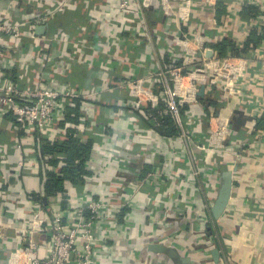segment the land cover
Wrapping results in <instances>:
<instances>
[{
    "label": "crops",
    "instance_id": "obj_1",
    "mask_svg": "<svg viewBox=\"0 0 264 264\" xmlns=\"http://www.w3.org/2000/svg\"><path fill=\"white\" fill-rule=\"evenodd\" d=\"M102 1L92 0L91 5H99ZM20 2L16 12L19 18L27 8V0ZM214 3L209 7L202 0L174 2L171 8L175 9L176 16L159 4L145 10L143 15H121L112 32L116 45L107 58L106 47L98 38L94 39L98 41V47L88 50L89 60H80L81 63L73 58L76 50L73 44L64 43L56 47L54 51L63 50L64 57L68 59L65 73L58 76L61 87L70 86L78 92L95 88L101 91L99 103L90 101L88 113L83 114L84 117L88 114L93 116L102 129L97 135L81 138L94 141L90 169L100 170L101 174H92L95 178L92 185L86 182L70 184L62 195L49 200L41 197V173L45 175L46 172L41 169L38 175L25 173L17 177L11 166L22 155L31 160L34 156L39 158L43 154V139L39 134H26L23 130L12 128L7 118L0 117V145H12L17 137L25 141V152L7 147L8 160L5 163L10 165H5L8 169L4 181L7 182L1 184L0 203L7 196L9 203L16 207H4L1 218L4 223L16 220L18 227L22 228L35 212L45 214L46 206L65 210L67 201L73 198L98 199L109 194L120 221L132 217V225L128 229L121 225L115 231L116 234L121 232L122 239L119 247L111 249L109 259L104 255L103 264H264V0H217ZM44 7H37V13L42 17ZM88 11L83 0H71L53 21L43 25V35L35 40L25 37L16 54L0 51V61L15 55L23 57L25 53H30V47L41 52L52 51L49 39L58 35L93 43V38L88 39L85 34L83 20H86ZM79 19H82L81 24H77ZM63 23H73V26L62 28ZM126 26L130 30L125 29ZM25 30H29L28 26ZM195 34L208 39L209 49H212L211 44L230 39L234 49L229 48L225 57L245 55L249 59V68L246 69L249 74L241 84L247 88L243 95L237 99L228 97L223 90L225 76L219 71L213 72L209 75L211 86L202 85L199 102L191 109L198 116L196 128L203 139L208 137L211 127L216 129V125L222 122L227 124L230 132V137L224 142L226 149H206L202 152L210 163L205 185L201 177L191 175L188 145H185L187 151L178 142L172 146L179 134L170 138L161 135L154 121L149 123L142 114L131 113L123 105L127 100L134 99L133 94L123 87L124 81L152 76L170 65ZM253 35L258 39L251 41L248 50L237 54L236 51L242 49ZM120 36L124 39L118 40ZM92 58L97 62L88 65L87 61ZM24 59L25 62L18 67L26 72L23 79L26 85H36L43 78L42 72L51 70L46 64L42 66L38 63L31 68L25 67L30 61L28 57ZM6 73L2 72V75ZM146 87L150 88L149 85ZM151 89L155 95L159 92L157 87ZM184 111H190V107H185ZM172 147L181 149L183 156L174 165L172 174L177 177L191 176L195 182L181 185L178 192L184 201L178 212L164 211L166 220L156 231L150 218L155 199L159 192L166 196L168 189L174 187L165 168L166 161L173 155ZM238 148L241 149L240 154L233 151ZM114 151H120L124 157L133 159L132 162L125 166L113 161L111 154ZM227 179L232 184L229 202L222 214L216 217L213 207ZM20 191L25 196H18ZM28 192L40 201L37 205L28 200ZM168 202L165 199L167 206ZM9 232L7 239L0 238V264H6L9 250L17 245L20 238L15 236L18 233ZM34 237L39 242L46 240L45 233H34Z\"/></svg>",
    "mask_w": 264,
    "mask_h": 264
},
{
    "label": "built area",
    "instance_id": "obj_2",
    "mask_svg": "<svg viewBox=\"0 0 264 264\" xmlns=\"http://www.w3.org/2000/svg\"><path fill=\"white\" fill-rule=\"evenodd\" d=\"M70 1L27 0L26 11L19 18V14L16 12H18V6L21 3L20 0H0V51H10L12 54H16L17 47L19 48L25 37L35 40L40 36L37 33V27L53 21L55 15L63 11ZM83 1L89 9L85 20V34L89 36L88 39L93 38V43L88 44L84 40H74L72 37L58 35L49 39L52 51L43 50L41 52L40 49L36 51L35 47H30V53H25L23 57L18 56L17 58L15 55L13 58L0 61V117L7 118L8 124L12 128L18 131L23 130L26 134H39L43 141H49L52 144L70 135L79 139L97 135L99 129H102V126L89 114H86L87 116L83 117L80 123L66 121L67 114L76 108L77 102H80L81 110L88 113L89 102L99 103L101 91L95 88L78 92L70 86L61 87V80L58 76L65 73L68 59L64 57L63 50L54 51L56 47H60L64 43L73 44L76 48L73 58L81 63L80 60H89L88 50L98 47V41H94L98 38L99 42L102 45L104 43L106 47L107 55L105 57L107 58L109 52L113 50V46L116 45L112 32L121 15L127 13L143 15L145 10L159 4L165 10H169L172 16H176V11L171 8V5L174 2L186 0H103L102 3L94 6L91 5L92 0ZM202 1L210 7L217 0ZM39 5L45 6L43 17L37 13ZM25 26H28V31L25 30ZM125 29L130 30L129 26H126ZM123 37L120 36L117 39H124ZM207 43H209L208 39L201 35H192L180 49L181 54L174 57L170 65L164 66L152 76L136 77L123 82V87H126L125 89L131 92L134 98L124 102V107L140 110L147 104L156 108L161 102H164L179 129V135L172 142V146H176V142H178L187 151L185 145H188L190 154L187 158L188 164L192 165L191 175L201 177L204 185L209 178L210 163L202 156V152L206 149H219V151L226 149L224 142L230 137V132L227 129V124L222 122L216 125V129L211 127L208 137L203 139V135L196 128L198 116L194 115V111L191 109L199 102L202 85L211 86L209 75L213 72L219 71L225 76L223 90L232 99L243 95L247 88L246 86L242 87L241 84L249 74V71L246 70L249 68L247 56L230 55L221 58L218 57L214 49L207 47ZM27 57L30 62H27L25 67L31 68L38 63L42 66L46 64L51 69L49 72H42V80L33 86L23 83L26 72L22 68L19 70L18 67L25 62L24 58ZM96 62L97 60L92 58L91 61H87V64L93 65ZM2 72L7 73L3 76ZM147 85L150 88H147ZM152 87L159 88L156 95L151 89ZM142 95L146 98H143ZM185 107H190V111L185 112ZM139 119L143 120L141 117ZM15 140L12 145H0V188L1 184L7 182V180L4 181L6 179L5 171L10 165L8 162L5 163L8 160L7 147L11 146L19 151H23L25 147V141L20 137ZM31 145L29 144V146ZM172 149L173 155L166 161L165 168L170 178L169 181L174 184V187L168 189L166 196L159 192L155 199L150 218L156 231L160 228V224L166 220L167 214L164 211L176 210L178 212L179 206L184 201L178 192L181 185L195 182V178L191 179V176L177 177L172 174L174 165L181 158L183 159L181 149L177 147L176 149L172 147ZM233 151L236 154L241 153L240 148L233 149ZM111 157L113 161L124 163L125 166L133 160L124 157L120 151H114ZM53 159L52 155L41 154L39 158L34 156L32 160L22 155L17 163L11 166V171L17 177H21L25 173L38 175L41 169L47 170ZM97 172L101 174L100 170L93 169L94 174L97 175ZM94 179L92 176L85 182L87 185H92ZM206 190L209 191L208 188ZM17 194L20 196L25 193L20 191ZM40 195L48 200L54 197L45 196L44 190L40 191ZM27 196L31 203L40 202L34 198L32 192H28ZM108 196L110 195L104 194L98 199L86 200L73 198L70 202L67 201L68 205L65 210L46 206V215H41L40 211L35 212L30 221H25L22 228L18 227L16 220L10 224L2 221L4 207L6 205H9L10 209L16 207L15 204L9 203L7 196L3 197L0 203V238L7 239L9 231L18 233L15 236L20 237L17 245L9 250L6 264H103L101 260L104 255L106 254L105 257L109 259L112 253L111 249L119 247L120 239H122L121 232L118 231L119 234H116L115 231L122 227L121 225H124L126 229L132 225L130 216L124 222L120 221L118 211L110 201L111 197ZM165 199L166 202L169 201L168 206L165 204ZM38 232L45 233V241L39 242L35 239L34 233ZM105 264H111V262Z\"/></svg>",
    "mask_w": 264,
    "mask_h": 264
},
{
    "label": "trees",
    "instance_id": "obj_3",
    "mask_svg": "<svg viewBox=\"0 0 264 264\" xmlns=\"http://www.w3.org/2000/svg\"><path fill=\"white\" fill-rule=\"evenodd\" d=\"M70 20H67L69 22ZM82 19H79L77 24H81ZM85 21V20H83ZM53 23V22H52ZM76 24V23H75ZM73 23H63L62 28H71ZM258 37L253 35L242 49H239L237 54L245 52L251 45V41H256ZM230 39H223L221 42L211 44L218 57H225L229 48L234 46ZM80 102L76 103V108L72 109L66 116V121L71 123H80L84 114L80 107ZM143 111V112H142ZM131 113L144 114L143 117L151 123L154 120L159 133L165 137H175L179 134V129L174 122L171 114L168 112L164 102H161L156 108H152L150 104L140 110L129 109ZM74 134V132H73ZM42 151L44 155H52L54 159L50 162L49 167L44 173H41L43 180V190L45 196L53 197L62 195L67 185H80L92 177L91 157L93 155L94 141L92 139L82 140L73 135L64 137L58 140L55 144L49 141L43 142ZM90 161V163H89ZM93 169V168H92ZM60 170V171H58Z\"/></svg>",
    "mask_w": 264,
    "mask_h": 264
},
{
    "label": "water",
    "instance_id": "obj_4",
    "mask_svg": "<svg viewBox=\"0 0 264 264\" xmlns=\"http://www.w3.org/2000/svg\"><path fill=\"white\" fill-rule=\"evenodd\" d=\"M44 30H45L44 26L37 27V33L39 35H43ZM231 189H232L231 181L229 179L225 180L222 184L220 193L213 207V212L216 217H219L222 214V212L226 209L231 195ZM153 248L156 250L159 249L158 247H153Z\"/></svg>",
    "mask_w": 264,
    "mask_h": 264
}]
</instances>
